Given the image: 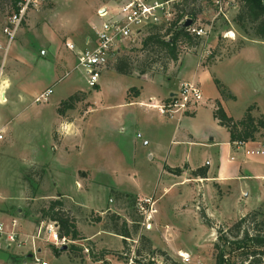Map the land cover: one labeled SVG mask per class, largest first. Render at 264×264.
<instances>
[{
  "label": "rangeland",
  "instance_id": "rangeland-1",
  "mask_svg": "<svg viewBox=\"0 0 264 264\" xmlns=\"http://www.w3.org/2000/svg\"><path fill=\"white\" fill-rule=\"evenodd\" d=\"M205 2L200 14L203 22L212 13ZM239 5L237 0L228 9L229 21L220 20L206 43L182 46L177 62L161 51L142 49L146 33L122 41L117 53L129 57L132 75L118 73L112 56L97 89L87 85L77 68V56L87 46V38L90 45L95 42L96 30L110 16L102 18V11L111 13L113 0L43 1L28 9L7 51L3 28L13 6L11 0H0V65L9 87L7 102L0 104V128L6 131L0 148V223L5 229L15 219L31 234L42 221L41 209L59 199L79 235L70 238L65 248L39 241V257L47 264H131L140 235L183 264H215L218 229L257 209L264 199L261 178L255 176L257 156L236 144L228 152L229 133L214 118L216 102L211 100L203 99L199 118L191 123L194 138L183 141L178 135L175 143L171 141L174 121L166 124L156 109L119 104L126 88L144 85L142 77L153 79L148 88L145 85L144 96H159L176 83L185 66L210 49L203 66L217 64L211 72L236 96L226 100L230 115L241 119L255 105L253 113L264 116V42L248 37L235 23ZM228 29L235 30V40L223 37ZM68 41L76 51L66 47ZM47 88L53 89L49 100L36 102V95ZM77 93L85 98L59 115V103ZM230 158L238 176L229 183L227 197L228 189L184 169L187 163L203 162L217 170V164L226 166ZM78 166L84 168L75 172ZM166 166L181 167L183 172L174 175L164 170ZM146 198L151 202H145ZM114 213L132 229L137 225V235L127 240V247L123 237L109 228ZM180 252L188 253L190 260L184 261ZM13 257L16 264H36L29 246L8 249L7 242L1 241L0 264H13ZM154 261L164 264L161 256Z\"/></svg>",
  "mask_w": 264,
  "mask_h": 264
},
{
  "label": "trees",
  "instance_id": "trees-1",
  "mask_svg": "<svg viewBox=\"0 0 264 264\" xmlns=\"http://www.w3.org/2000/svg\"><path fill=\"white\" fill-rule=\"evenodd\" d=\"M11 1L12 13L17 12L21 0ZM203 1L184 0L180 17L196 18L203 12ZM239 3L235 23L245 29L248 37L264 42V0H239ZM247 24H249V29L246 30ZM199 42L200 40L192 36L185 26L168 29L164 33L162 29L156 28L143 38L142 49L161 51L169 61L177 62L182 46H196ZM116 55H114L116 58L115 70L120 74L132 75L133 67L129 57ZM214 82L223 100L236 99V96L219 79L215 78ZM95 88L99 89L98 86ZM128 91V99H131V91H133L132 98L139 96V90L136 87H131ZM79 95V93L73 94L60 102L57 113L63 116L67 110L74 108L77 101L85 98L84 93H81L82 97ZM255 109V105L249 106L244 116L237 120L227 113L221 101H217L213 116L218 120L219 125L229 133L231 144H245L264 138V116L262 114L255 115L253 113ZM165 169L178 176L183 172L181 167H165ZM184 169H190L188 164L184 166ZM208 170L207 166H203L192 169L191 174L199 178H208ZM41 214L42 220L53 221L59 225L61 236L75 240L79 235L75 221L65 209L63 201L52 200L47 207L41 209ZM201 216L207 224H211L205 213H202ZM109 219V228L123 237L127 247V240L137 235V229H135L137 225L135 224L132 229L133 226L128 221L115 213ZM97 221H101V217H98ZM214 251L215 264H264V206L241 216L226 228H219ZM158 256L163 257L164 264H183L174 260L165 250L154 248L151 239L145 235L139 236V246L135 250V257L131 264H154V260ZM147 257L149 259L144 261ZM11 262L16 264L18 260L13 257Z\"/></svg>",
  "mask_w": 264,
  "mask_h": 264
},
{
  "label": "built area",
  "instance_id": "built-area-1",
  "mask_svg": "<svg viewBox=\"0 0 264 264\" xmlns=\"http://www.w3.org/2000/svg\"><path fill=\"white\" fill-rule=\"evenodd\" d=\"M46 0H21L19 10L8 17V21L3 28V33L7 37L6 51L11 46L25 15L29 8L37 6ZM114 9L110 13L108 10L101 17H108L100 29L96 30V38L93 45H90V38H87V46L79 51L77 56V68H79L87 85L95 88L100 83L102 72L107 68L110 59L118 52L119 45L122 41L133 40L140 35L160 28L162 32L168 29L182 27L188 19L192 20L191 25L185 26L187 31L194 37L198 38L201 43H206L215 31V25L222 19L229 21L227 11L237 4V0H206L209 6L207 9L212 11L207 22H203L200 14L196 18L181 16V7L184 0H113ZM223 37L235 40L236 32L228 29L223 32ZM66 47L71 51H76V46L68 41ZM2 48L0 44V49ZM211 53L210 49H204L201 57L205 58ZM118 54V53H117ZM5 70L3 64L0 65V104H5L8 100V83L5 80ZM53 94V89L47 88L36 95L35 101L45 103ZM202 88L194 82H185L178 91L170 94L168 97L154 101L150 99L143 105L148 108L157 109L158 112L170 118H180L192 112H195L203 104ZM6 137V131L0 128V148ZM242 146L244 144H236ZM145 202H151L146 198ZM7 242V247H30V253L36 264H47L39 255L42 253L38 247L39 241L53 244L55 248H64L71 239L61 236L59 225L53 221L42 220L28 234L22 230L17 220L13 219L10 229L6 230L0 223V242ZM184 261H189L188 253L180 252Z\"/></svg>",
  "mask_w": 264,
  "mask_h": 264
},
{
  "label": "crops",
  "instance_id": "crops-1",
  "mask_svg": "<svg viewBox=\"0 0 264 264\" xmlns=\"http://www.w3.org/2000/svg\"><path fill=\"white\" fill-rule=\"evenodd\" d=\"M204 61L205 60H203L202 57H199L198 61H196L195 63H191L190 65L185 66V72H183V74L178 76L176 83L170 85V87H167L166 88L167 90L162 91V93L159 94V96H155V95H150L148 97L144 96L146 89L148 88L149 81H152L153 79H149L147 77H142V79L144 81V85H141L140 87L133 86V87L138 88L139 96L128 99V94H129L128 90L131 88V87H128V88H126L125 99H124L123 103L119 104V105L123 106V107H127V106H132V105L137 104L143 108H146L148 110H152L154 108H148V107L144 106L143 104L148 103L150 101V99H152V98L154 99V101H160V100L166 98L167 96H169L170 94L178 91L183 83L194 82V83H197L202 88L205 100H211L214 103L217 101H221L222 105L224 106V108L226 110L227 109L226 108L227 101L222 99L220 92H219V90H218V88L214 82V79L217 78V76H215V74L213 72H211L212 69L214 68V66L217 64H214L212 66H210V65L203 66ZM217 79H219V78H217ZM145 85H147V88ZM100 89H101V85H100ZM213 111H214V109H213ZM227 113L230 115V113L228 111H227ZM160 115L167 119L165 121L166 124L171 123V122L173 123V121L175 122L173 135L171 137L172 142L175 143L178 141V139H179L178 135L183 136V138H181L183 141H188V140H191L194 138V136L192 135V133L190 132L189 129L191 127V123L194 121H197L199 118V110L198 109L195 112H192L189 115L187 114V115L182 116L180 118H178V117L177 118H170V117L164 116L162 114H160ZM225 144L229 150L228 152H233L234 149L230 143L229 134H228L227 140L225 141ZM242 146L244 147L245 151H248L249 153H254L257 156V157H254L259 162L258 163L259 165L257 167L258 173L255 176L258 178H261L260 179L262 182L261 187L263 189V193H261V194H264V173L259 172L262 170V168L264 169V138L259 139L257 141L247 142ZM242 152H244V151H242ZM232 157L233 156H231V158ZM231 158L226 161V164H227L226 166L224 163L217 164V170L212 169V165H208V169H209L208 170V178H200V179H203L207 182H213V183L217 184L218 186H220L221 189H228L229 192L226 194L225 197H227L231 193V186L229 183L238 176L237 171H236V167L234 165H230V161L232 160ZM188 165H189L190 169H197L199 167L206 166L203 164V162H199L198 164H196L194 166H192L190 164H188ZM168 167L174 168L171 166H168ZM82 168H84V167H80V166L76 167L75 172L81 171ZM164 170H165V168H164ZM242 198H243V195L241 193L238 196V199L240 201H242L243 200ZM260 206H264V199H262L261 202L258 203V206L256 208H258ZM2 215H8V214L2 213ZM25 227H27V226H25ZM8 249H9V247H8Z\"/></svg>",
  "mask_w": 264,
  "mask_h": 264
},
{
  "label": "water",
  "instance_id": "water-1",
  "mask_svg": "<svg viewBox=\"0 0 264 264\" xmlns=\"http://www.w3.org/2000/svg\"><path fill=\"white\" fill-rule=\"evenodd\" d=\"M191 23H192V20L191 19H188L183 26H189V25H191Z\"/></svg>",
  "mask_w": 264,
  "mask_h": 264
}]
</instances>
